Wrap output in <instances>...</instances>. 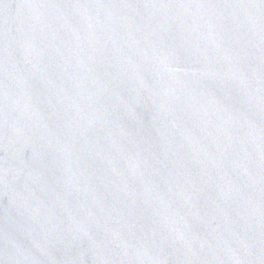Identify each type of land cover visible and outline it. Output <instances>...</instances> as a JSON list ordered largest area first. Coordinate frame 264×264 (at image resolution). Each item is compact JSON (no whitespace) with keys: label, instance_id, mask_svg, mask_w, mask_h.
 Returning <instances> with one entry per match:
<instances>
[{"label":"water","instance_id":"95a60500","mask_svg":"<svg viewBox=\"0 0 264 264\" xmlns=\"http://www.w3.org/2000/svg\"><path fill=\"white\" fill-rule=\"evenodd\" d=\"M0 264H264V0H0Z\"/></svg>","mask_w":264,"mask_h":264}]
</instances>
